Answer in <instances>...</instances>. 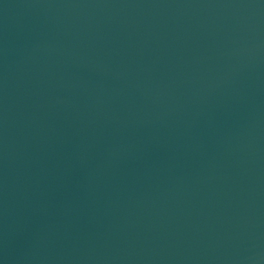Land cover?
I'll return each mask as SVG.
<instances>
[{
	"label": "water",
	"instance_id": "1",
	"mask_svg": "<svg viewBox=\"0 0 264 264\" xmlns=\"http://www.w3.org/2000/svg\"><path fill=\"white\" fill-rule=\"evenodd\" d=\"M0 264H264V0H0Z\"/></svg>",
	"mask_w": 264,
	"mask_h": 264
}]
</instances>
